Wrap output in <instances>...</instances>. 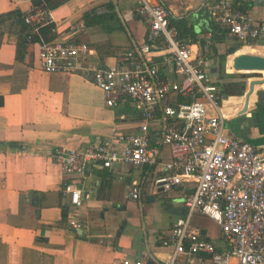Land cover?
Wrapping results in <instances>:
<instances>
[{
	"label": "crops",
	"instance_id": "0c3cea01",
	"mask_svg": "<svg viewBox=\"0 0 264 264\" xmlns=\"http://www.w3.org/2000/svg\"><path fill=\"white\" fill-rule=\"evenodd\" d=\"M153 1L164 5L168 20H184L196 39L212 40L204 68L222 95L224 134L264 151V71L232 67L237 54L264 56V0H231L260 28L256 39L244 42L210 20L206 6L214 0ZM137 4L67 0L48 12L54 40L86 43L90 52L80 59L84 67L113 65L120 52L146 41L148 24L132 12ZM13 10L26 15L34 6L31 0H0V14ZM17 38L8 23L0 24V264H161L171 250L161 239L185 214L184 198L192 193V183L167 191L155 188L153 177L160 167L154 165L92 166L83 174H65L51 159L56 148L82 149L136 134L141 117L128 101L107 107L102 90L79 71L43 72L36 44L17 59ZM252 80L260 82L245 97ZM162 158H170L168 148ZM65 182L80 187L79 207L73 208L62 193ZM132 182L139 184V200L129 196ZM193 218L200 236L221 248L220 230L212 237L203 221L208 218ZM70 219L82 228H68ZM180 260L210 264L206 254L182 255Z\"/></svg>",
	"mask_w": 264,
	"mask_h": 264
},
{
	"label": "built area",
	"instance_id": "2783aa9c",
	"mask_svg": "<svg viewBox=\"0 0 264 264\" xmlns=\"http://www.w3.org/2000/svg\"><path fill=\"white\" fill-rule=\"evenodd\" d=\"M137 2L132 12L148 24L146 41L120 52L113 65L84 67L80 59L90 52L86 43H35L43 72L79 71L102 90L107 107L128 101L142 120L136 134L118 135L115 141L106 139L82 149L62 146L51 159L68 175L83 174L92 166L154 165L160 167L153 177L155 188L167 191L192 183V193L184 198L185 214L161 239L162 246L171 248L161 264H183L180 257L187 254H206L210 264H264V151L224 134L219 112L222 95L204 68L208 39L179 37L162 3ZM206 9L212 22L240 42L260 34L259 26L231 0H214ZM24 22L33 25L36 33L49 22L48 13L36 8L24 16ZM164 148L168 160L162 158ZM62 193L69 196L73 208L79 207L77 183L65 182ZM128 193L139 200V184L132 182ZM196 214L217 225L221 248L200 236L192 224ZM68 228L82 227L70 219Z\"/></svg>",
	"mask_w": 264,
	"mask_h": 264
},
{
	"label": "trees",
	"instance_id": "16d2710c",
	"mask_svg": "<svg viewBox=\"0 0 264 264\" xmlns=\"http://www.w3.org/2000/svg\"><path fill=\"white\" fill-rule=\"evenodd\" d=\"M34 6V10L36 8H41L47 13L56 8L57 6L61 5L67 0H31ZM24 14L18 10H13L6 12L4 14H0V24L8 23V29L11 31H15L17 33V41H16V57L17 59H22L20 56L26 51L30 46L43 40L45 42H51L55 39L54 33V24L48 22L44 25L39 24L38 31L35 33L33 32V25L27 24L24 22ZM87 17V16H85ZM169 24L175 27L178 31V35L181 38H186L188 35L191 36L193 39L196 40L194 33L190 30L187 23L181 19H174L169 17ZM90 21H86L84 23L88 24ZM219 26V25H217ZM220 27V26H219ZM225 32L226 30L222 28ZM212 40L209 39L208 46L212 47L211 45ZM213 42H215L213 40ZM78 43V42H74ZM232 50H228L227 53H231Z\"/></svg>",
	"mask_w": 264,
	"mask_h": 264
},
{
	"label": "water",
	"instance_id": "95a60500",
	"mask_svg": "<svg viewBox=\"0 0 264 264\" xmlns=\"http://www.w3.org/2000/svg\"><path fill=\"white\" fill-rule=\"evenodd\" d=\"M232 67L236 71H244V72H256V71H264V56L257 54H246L240 53L233 56ZM260 80H252L249 82V91L245 93V97H248L249 93L253 89L255 84H258ZM81 234L82 231H79ZM203 234V232H201ZM147 264H153L152 261L148 260Z\"/></svg>",
	"mask_w": 264,
	"mask_h": 264
},
{
	"label": "rangeland",
	"instance_id": "374dc122",
	"mask_svg": "<svg viewBox=\"0 0 264 264\" xmlns=\"http://www.w3.org/2000/svg\"><path fill=\"white\" fill-rule=\"evenodd\" d=\"M199 218V217H198ZM198 218H196V219H198ZM202 218V217H201ZM196 219L195 218H193V222H195L196 221ZM204 219V220H203ZM202 220L204 221V225H205V227H206V229H207V231H208V234H210L212 237H214L215 235H217V233H218V228L216 227V225L212 222V221H210V220H208V219H205V218H203ZM199 220V219H198Z\"/></svg>",
	"mask_w": 264,
	"mask_h": 264
}]
</instances>
